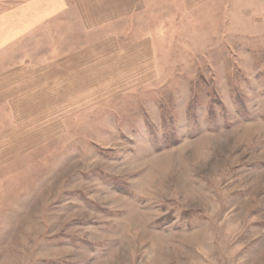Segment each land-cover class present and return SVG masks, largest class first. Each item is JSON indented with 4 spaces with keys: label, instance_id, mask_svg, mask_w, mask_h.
<instances>
[{
    "label": "rangeland",
    "instance_id": "obj_1",
    "mask_svg": "<svg viewBox=\"0 0 264 264\" xmlns=\"http://www.w3.org/2000/svg\"><path fill=\"white\" fill-rule=\"evenodd\" d=\"M252 9L161 10L144 81L102 91L0 164V264H264V17Z\"/></svg>",
    "mask_w": 264,
    "mask_h": 264
},
{
    "label": "crops",
    "instance_id": "obj_2",
    "mask_svg": "<svg viewBox=\"0 0 264 264\" xmlns=\"http://www.w3.org/2000/svg\"><path fill=\"white\" fill-rule=\"evenodd\" d=\"M226 1L24 0L1 11L0 164L64 131L102 91L144 81L156 61L161 10L176 19ZM235 1L264 17V0Z\"/></svg>",
    "mask_w": 264,
    "mask_h": 264
}]
</instances>
